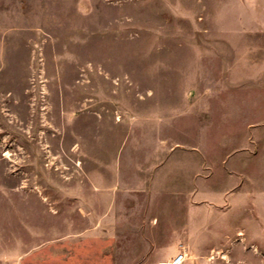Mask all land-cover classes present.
Masks as SVG:
<instances>
[{
  "label": "rangeland",
  "instance_id": "rangeland-1",
  "mask_svg": "<svg viewBox=\"0 0 264 264\" xmlns=\"http://www.w3.org/2000/svg\"><path fill=\"white\" fill-rule=\"evenodd\" d=\"M264 264V0H0V264Z\"/></svg>",
  "mask_w": 264,
  "mask_h": 264
},
{
  "label": "built area",
  "instance_id": "built-area-1",
  "mask_svg": "<svg viewBox=\"0 0 264 264\" xmlns=\"http://www.w3.org/2000/svg\"><path fill=\"white\" fill-rule=\"evenodd\" d=\"M182 258H183V255L181 253H179L178 255H176L174 257V259L172 260V263L173 264H178V263L181 262Z\"/></svg>",
  "mask_w": 264,
  "mask_h": 264
},
{
  "label": "bare ground",
  "instance_id": "bare-ground-1",
  "mask_svg": "<svg viewBox=\"0 0 264 264\" xmlns=\"http://www.w3.org/2000/svg\"><path fill=\"white\" fill-rule=\"evenodd\" d=\"M167 264H173V263L171 262V263H167Z\"/></svg>",
  "mask_w": 264,
  "mask_h": 264
}]
</instances>
